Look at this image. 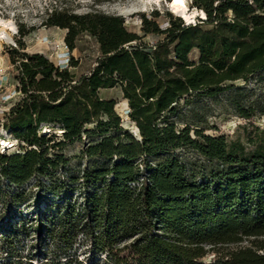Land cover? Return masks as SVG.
Listing matches in <instances>:
<instances>
[{
	"label": "trees",
	"instance_id": "obj_1",
	"mask_svg": "<svg viewBox=\"0 0 264 264\" xmlns=\"http://www.w3.org/2000/svg\"><path fill=\"white\" fill-rule=\"evenodd\" d=\"M191 8L206 18L188 25L154 11L142 15L140 31L120 15L54 9L43 25L67 31L65 69L26 52L23 38L36 28L17 25L6 57L21 97L0 131L21 147L0 151V220L9 219L11 202H33L31 180L41 189L48 181L54 201L33 227L48 233L46 256L35 263L14 255L4 235L0 264H264V129L252 124L245 141H229L174 121L180 102L215 99L264 72V0H191ZM84 37L99 56L78 74L73 53ZM116 89L138 135L123 126L117 100L102 95ZM84 137L89 165L57 179L70 162L64 150ZM8 139L0 135V149ZM186 149L215 167L196 174L176 154Z\"/></svg>",
	"mask_w": 264,
	"mask_h": 264
},
{
	"label": "rangeland",
	"instance_id": "obj_2",
	"mask_svg": "<svg viewBox=\"0 0 264 264\" xmlns=\"http://www.w3.org/2000/svg\"><path fill=\"white\" fill-rule=\"evenodd\" d=\"M171 0H161L160 3L148 4L146 0H0V19L13 23L15 31L5 29L9 40L0 39V121L4 122L5 114L10 111L14 104L20 99V94L16 91L15 69L10 66L6 52L11 48H16L18 35V24H25L27 27H35L36 30L23 38L28 53H45L55 62L59 63L63 54L67 52L65 44L66 30L60 28H47L43 22L51 14L52 10H69L77 14L99 11L111 15H120L125 18L126 25L136 31H140L142 15L149 16L154 11L161 14L168 12L175 15L169 7ZM191 8V0H187ZM147 6V7H146ZM177 16V15H175ZM9 42V43H8ZM22 52V51H21ZM79 60V67L75 70L78 74L88 72L99 56V46L94 39L84 37L79 50L73 53ZM103 97L115 98L118 102L117 113L123 118L125 129L134 132V124L128 116V103L122 99L119 89L104 91ZM235 103L250 111L253 114L251 120H244L235 108ZM179 113L174 121L179 128L190 125L196 129H203L206 135L220 136L225 135L229 141L241 139L245 141V127L251 128L252 124L260 129H264V72L251 76L247 81L234 83V88L215 99L205 97H194L189 104L180 102ZM93 128L90 126L89 129ZM8 139L6 142L11 148L3 143L4 149L9 154L20 151L21 144L13 141L10 134L4 129L0 135ZM136 134V133H135ZM89 141L84 137L82 141L69 145L64 150V155L70 161L68 168L61 171L57 179H68L70 174H80L88 165V161L82 158V151L86 148ZM13 146V147H12ZM9 147V148H7ZM4 149H0L4 152ZM176 154L190 165V169L196 174L209 173L214 165L208 163L199 154L191 150H181ZM0 179V187L3 183ZM35 180H31L25 189L27 199L33 197V202L26 204H15L11 202L7 208L10 215L9 219L0 220V240L4 235H8L13 244L6 248L14 255L35 258V263L44 258L43 255L49 244L48 233L46 230L39 234L36 228L40 215L46 212L50 205V190L48 181L46 189L34 188ZM5 187L14 195L18 188ZM5 207L0 208V213ZM15 232V234H14ZM244 246L247 243L243 244ZM238 246H232L231 249ZM264 254V252H260ZM6 255L0 256V258ZM212 257L208 258L210 260ZM2 260V259H0Z\"/></svg>",
	"mask_w": 264,
	"mask_h": 264
},
{
	"label": "bare ground",
	"instance_id": "obj_3",
	"mask_svg": "<svg viewBox=\"0 0 264 264\" xmlns=\"http://www.w3.org/2000/svg\"><path fill=\"white\" fill-rule=\"evenodd\" d=\"M146 1L148 4L161 2V0H146ZM169 7L171 8V11L175 15L183 18V20L188 25L195 23L198 17L206 18V14L204 11H199L197 9L190 8L189 5L187 4V0H171ZM5 29H9V31H15L16 27L13 23H8L0 19V39L5 41H11L9 40V37L6 34ZM133 129L134 132L138 135L137 127L134 126ZM5 145L10 146V144L7 143H5Z\"/></svg>",
	"mask_w": 264,
	"mask_h": 264
},
{
	"label": "built area",
	"instance_id": "obj_4",
	"mask_svg": "<svg viewBox=\"0 0 264 264\" xmlns=\"http://www.w3.org/2000/svg\"><path fill=\"white\" fill-rule=\"evenodd\" d=\"M70 57H71L70 52H69V50H67V52H65V54H63V57L60 59V61L58 63L60 68L65 69L68 67V65L70 63ZM128 113H129V109H128ZM6 143H8V142H6ZM1 148L4 149L3 145H1ZM5 150L6 149H4L3 151H5Z\"/></svg>",
	"mask_w": 264,
	"mask_h": 264
},
{
	"label": "water",
	"instance_id": "obj_5",
	"mask_svg": "<svg viewBox=\"0 0 264 264\" xmlns=\"http://www.w3.org/2000/svg\"><path fill=\"white\" fill-rule=\"evenodd\" d=\"M194 24V23H193Z\"/></svg>",
	"mask_w": 264,
	"mask_h": 264
}]
</instances>
